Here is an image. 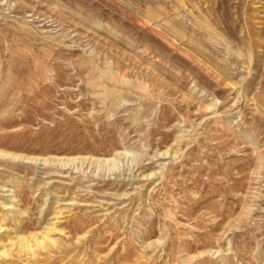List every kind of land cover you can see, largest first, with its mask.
Instances as JSON below:
<instances>
[{"label": "rangeland", "instance_id": "1", "mask_svg": "<svg viewBox=\"0 0 264 264\" xmlns=\"http://www.w3.org/2000/svg\"><path fill=\"white\" fill-rule=\"evenodd\" d=\"M0 228V264H264V0H0Z\"/></svg>", "mask_w": 264, "mask_h": 264}, {"label": "bare ground", "instance_id": "2", "mask_svg": "<svg viewBox=\"0 0 264 264\" xmlns=\"http://www.w3.org/2000/svg\"><path fill=\"white\" fill-rule=\"evenodd\" d=\"M66 167V166H65ZM11 212V211H10ZM10 215V214H9ZM1 229V228H0ZM8 240V239H7ZM12 244V243H11ZM2 249V248H1ZM3 252L1 251L0 254H2Z\"/></svg>", "mask_w": 264, "mask_h": 264}]
</instances>
